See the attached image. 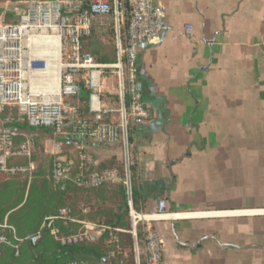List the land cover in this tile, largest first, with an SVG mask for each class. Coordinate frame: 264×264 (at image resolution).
<instances>
[{"label":"crops","instance_id":"crops-1","mask_svg":"<svg viewBox=\"0 0 264 264\" xmlns=\"http://www.w3.org/2000/svg\"><path fill=\"white\" fill-rule=\"evenodd\" d=\"M157 1L165 30L138 49L149 117L131 157L162 264H264V0ZM57 72L53 54L44 97L55 98ZM89 150L95 163L122 155Z\"/></svg>","mask_w":264,"mask_h":264},{"label":"built area","instance_id":"built-area-1","mask_svg":"<svg viewBox=\"0 0 264 264\" xmlns=\"http://www.w3.org/2000/svg\"><path fill=\"white\" fill-rule=\"evenodd\" d=\"M164 19L165 9L157 0H0V173L30 175L34 170L31 159L35 135L25 133L17 144L19 125L52 132L55 182L68 179L74 167V162L62 153V141L79 155L76 184L92 189L111 181L114 174L90 170L93 162L84 151V140L119 148L134 264H141L142 258L145 264L163 262V243L154 226L158 217L133 208L131 135L142 130L149 117L137 74L138 49L159 41L165 30ZM101 26H110L112 32L114 52L109 63L98 62L86 47ZM184 33L191 37L192 27L186 25ZM53 54L58 69L54 99L41 95L37 87L39 81L47 84V65ZM37 60L43 62L40 69L33 66ZM106 80L112 81V90L105 88ZM82 85L88 90L87 113L83 117L76 106L69 104V100L79 97ZM16 157L26 158L28 165L9 164ZM60 221L79 223L89 230L61 237L57 226ZM43 230L61 245H69L95 243L106 229L72 219L67 208L45 218L40 230L25 239H19L4 222L0 224V255L8 247L18 256L23 242L36 246ZM109 236L110 242L116 241L111 233Z\"/></svg>","mask_w":264,"mask_h":264},{"label":"trees","instance_id":"trees-1","mask_svg":"<svg viewBox=\"0 0 264 264\" xmlns=\"http://www.w3.org/2000/svg\"><path fill=\"white\" fill-rule=\"evenodd\" d=\"M97 32L102 36H109L112 42L110 26L106 29L101 26L95 30L93 38L86 47L98 62L109 63L113 58L103 56L101 49L95 46L94 37ZM87 97L88 90L82 85L78 103L74 99L69 100L70 105L78 108L81 117L87 113ZM16 128L20 133L16 140L19 144L23 141L22 135L28 132V129L24 125ZM54 158L53 154L43 156L42 163L30 175L6 176L0 173V224L6 222L15 230L19 239H25L40 230L45 218L56 216L60 209L67 208L71 211L72 219L87 224H98L106 230L97 236L95 243L69 245H61L48 231L43 230L36 246L31 247L27 242L20 245L18 256L14 255L11 248H3L0 264H67L71 261L85 264H134L133 239L129 232L128 207L122 186L103 185L95 189L79 186L75 182L79 161L74 163L68 179L55 182L52 179ZM9 164L27 166L28 160L24 157H16L10 160ZM90 170L97 172L120 170L119 161L110 158L99 163L96 169H92L91 166ZM131 173L133 208L141 212L137 173L133 163ZM57 226L61 237L89 230L74 222L60 221L57 222ZM110 233L116 237V241L110 242ZM137 238L142 239L140 229ZM141 264H145L144 258Z\"/></svg>","mask_w":264,"mask_h":264},{"label":"rangeland","instance_id":"rangeland-1","mask_svg":"<svg viewBox=\"0 0 264 264\" xmlns=\"http://www.w3.org/2000/svg\"><path fill=\"white\" fill-rule=\"evenodd\" d=\"M103 23L105 25L107 24V22H105V21ZM106 27L107 26H105V29H106ZM94 38H95V42L97 43V44L95 43L96 48L101 49L103 56H107L109 59H112L113 58V46H112L111 38L109 36H102L100 34V32H97L95 34ZM41 63L42 62L40 60L37 61L36 67H39V65ZM36 69H38V68H36ZM111 83H112V81H111ZM36 131H38V132L36 133ZM43 131H46V130H44V129H28V132H33V135H35L34 153H33V157L35 159H32V163L34 164V170H35V168H37V166L40 165V163H42L43 156L53 154L52 148H53L55 138H54L52 132H50L49 130H47L49 132H43ZM131 133H132V130H131ZM83 143H84L85 147L87 148L86 152L91 154V156L93 158L92 169H96L99 163H95L94 159L96 158V155H94V153L92 151H90L89 148L91 150L96 151L97 149H101L103 146H97L95 143H93L89 140H84ZM62 153L67 155L69 157V159H71L74 163L79 161V155H78L77 151L74 149L73 146L67 145L65 141H62ZM131 162H132V159H131ZM119 166H120V170L113 171L114 178L111 181H109L108 183H106L105 185H120L123 188L122 182H123L124 177H125V171H124V164H123L122 155H121V159L119 160ZM131 175H132V173H131ZM127 264H129V263H127Z\"/></svg>","mask_w":264,"mask_h":264},{"label":"bare ground","instance_id":"bare-ground-1","mask_svg":"<svg viewBox=\"0 0 264 264\" xmlns=\"http://www.w3.org/2000/svg\"><path fill=\"white\" fill-rule=\"evenodd\" d=\"M37 61H39V60H37ZM37 61H36V64H34L33 66L36 68V66H37ZM43 67V63H41L40 65H39V68L38 69H40V68H42Z\"/></svg>","mask_w":264,"mask_h":264}]
</instances>
